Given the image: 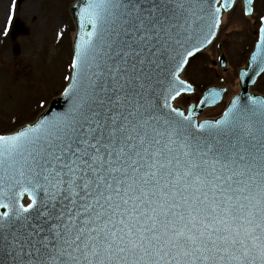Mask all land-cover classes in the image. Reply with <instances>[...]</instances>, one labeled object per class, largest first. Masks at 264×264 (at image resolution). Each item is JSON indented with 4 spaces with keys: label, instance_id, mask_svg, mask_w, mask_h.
Here are the masks:
<instances>
[{
    "label": "snow or ice",
    "instance_id": "6c2138e0",
    "mask_svg": "<svg viewBox=\"0 0 264 264\" xmlns=\"http://www.w3.org/2000/svg\"><path fill=\"white\" fill-rule=\"evenodd\" d=\"M215 2L86 0L70 107L0 135V264H264V100L203 122L172 103Z\"/></svg>",
    "mask_w": 264,
    "mask_h": 264
},
{
    "label": "rangeland",
    "instance_id": "374dc122",
    "mask_svg": "<svg viewBox=\"0 0 264 264\" xmlns=\"http://www.w3.org/2000/svg\"><path fill=\"white\" fill-rule=\"evenodd\" d=\"M75 1L25 0L17 9L16 0H5L8 4L7 19L3 26L0 21V135L32 123L66 86L72 70L75 33L69 9ZM12 5L15 9L10 16ZM239 10L236 5L227 13H234L235 16L232 22L221 24L217 38L207 49L211 50L210 54L205 50L189 61L182 78L192 83L195 92L179 98V106L186 111L190 103H199L203 92L210 86H225L226 97L230 99L236 95V83L240 88L239 71L247 67L250 53L258 40L264 1L256 0L254 14L250 17L245 15L244 7ZM15 19L21 20L29 33L13 42L9 35ZM16 44L20 47L17 55L14 53ZM221 54L227 59L226 72L219 66ZM224 76L231 79L229 85L224 83ZM252 92L264 97V74ZM225 105L224 99L218 107L205 113L208 117H217L223 109L225 111Z\"/></svg>",
    "mask_w": 264,
    "mask_h": 264
},
{
    "label": "water",
    "instance_id": "95a60500",
    "mask_svg": "<svg viewBox=\"0 0 264 264\" xmlns=\"http://www.w3.org/2000/svg\"><path fill=\"white\" fill-rule=\"evenodd\" d=\"M24 1L25 0H18V6L20 7L21 4ZM235 1L236 0H229L228 9L225 10V9L222 8L221 18H222L223 12H229L233 8ZM254 1L255 0H251V4H249L248 0H244V5H245L246 12H247V9L251 8L252 13H253V3H254ZM207 2L208 3H212L213 6H217L215 0H207ZM85 3H86V0H79L71 7V10H70L71 14H72V16H73V18H74V20L76 22V26H77V32H76V36H75V40H74V52H75V44L78 42V34H79L78 19H79V13H80V9L85 5ZM223 3H224V0H219V4L220 5H223ZM262 27H264V19H263ZM218 30L219 29L216 30L215 36L211 38V43L215 39V37H216V35L218 33ZM28 33H29V30L25 27L24 23L21 22L18 19L15 22L14 29H13L12 34H11V39H12V41H16V39H17V37L19 35H27ZM188 35L191 37L190 39H187V38H185L183 36L181 37V39L184 41V44H183V47L177 46V50L178 51H184L185 48L192 49L194 46H199L198 45V40L200 38H202L199 35V28L194 25L193 28L190 29ZM210 44H208L205 47H202L201 50L205 49ZM19 52H20V47L18 46V44H16L15 47H14V53L18 54ZM196 53H198V52H196ZM253 57H255V60H253ZM190 58L191 57H189L188 60ZM220 64H221V67H223V68L226 67L227 62H226V59H225L224 56H222V58L220 60ZM185 66H184V68H185ZM261 69H264V48L260 47V39H259V41L257 42V44L255 46L254 51L252 52V54H251V56L249 58L248 68L247 69H243V70L240 71L241 93L238 96H236L235 98H233V100L239 99L240 105H242V106H247V105L250 104V99L249 98H255L257 100H264L261 96H254V95L250 94V87H252L255 84V82L257 81L258 77L264 72V71H261ZM182 71L180 72V74L182 73ZM74 74L75 73H74V69H73L72 76ZM189 84L192 85V83H189ZM214 86H216V85H214ZM68 87H69V85L67 86L66 90L68 89ZM223 87H225V86H223ZM66 90L64 91V93L59 98H56V99H54L51 102V104L48 106V108H46L44 113H42L40 115V117L38 118V120L34 124H36L42 118H50V117L54 116L55 114L63 113V112L68 110V108L71 105V99L69 97L65 96ZM213 91L219 93V95L216 96L214 100L209 96V93H211ZM225 92H226L225 89H221V88H217V87H211V88L207 89L205 91V93H204L203 98H202V100L207 98V103L204 104L203 106L201 104H199L197 109H195V106H191L189 108V109H193L194 108V110H195L196 115H195L194 119L198 120V117L200 116V114L205 109L210 108V107H215L219 103H221ZM174 104H175V101H174ZM191 104L197 105L196 103H190V105ZM34 124H31V125H34ZM28 126H30V125H28ZM26 127H23L21 129H24ZM21 129H19V130H21ZM27 199L30 200V202H31L30 197H28L27 195L25 197H23L21 202L25 204V200H27ZM4 211H5L4 209H0V213H2Z\"/></svg>",
    "mask_w": 264,
    "mask_h": 264
},
{
    "label": "bare ground",
    "instance_id": "6f19581e",
    "mask_svg": "<svg viewBox=\"0 0 264 264\" xmlns=\"http://www.w3.org/2000/svg\"><path fill=\"white\" fill-rule=\"evenodd\" d=\"M264 1V0H263ZM243 0H238V2H237V6H239L240 7V10L238 11V12H240L241 11V8H243L244 6H243ZM261 4V1H260V3H259V5ZM243 6V7H242ZM260 7H259V11H260ZM7 11H8V4L6 5L5 4V0H0V21H1V25L3 26V24L6 22V19H7ZM237 14H239V13H237ZM233 16H235V14L233 13L232 15L231 14H224L223 15V19H222V23H224L225 21L227 22V23H230V22H232V20H233ZM33 52V50H31V53ZM210 52H211V50H207V52L206 53H208V54H210ZM33 55V54H32ZM227 71V69H225V70H223V72H226ZM184 73V72H183ZM183 75V74H182ZM181 75V76H182ZM223 80H224V83L226 84V85H229L230 83H231V79H229V77H226V76H224V78H223ZM238 82V81H237ZM189 83V82H188ZM239 83H240V81H239ZM237 85H236V87H235V92L236 93H238L239 92V90H240V88H239V84L238 83H236ZM181 97V96H180ZM180 97H178L177 98V100L175 101V107H180L179 106V104L181 103L180 102V100L181 99H179ZM179 99V100H178ZM229 101H230V98L229 97H226L225 98V104L226 105H228V103H229ZM225 105V106H226ZM223 111H224V109H223ZM206 113L207 112H209L208 110H206L205 111ZM202 114L200 117H199V120L200 121H202L203 119H211L212 117H208L207 116V114ZM216 117H214V119H215Z\"/></svg>",
    "mask_w": 264,
    "mask_h": 264
}]
</instances>
